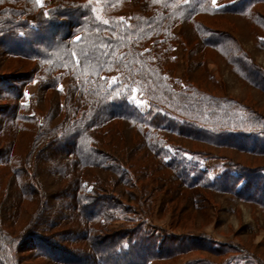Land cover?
<instances>
[{
  "label": "trees",
  "instance_id": "trees-1",
  "mask_svg": "<svg viewBox=\"0 0 264 264\" xmlns=\"http://www.w3.org/2000/svg\"><path fill=\"white\" fill-rule=\"evenodd\" d=\"M54 1L55 5L46 10L49 15L45 16L46 11L33 0H0V51L11 59L0 63V103H5V109L0 112L2 139L6 135H20L29 122H36L29 120L21 104L28 84L37 80L42 92L53 91L63 96V100L56 102L55 112L46 113L40 125L34 124L36 132L23 159L17 158L13 139L7 150L0 152L1 167H17L26 176L31 175L28 172L31 169V176L37 177L34 171L40 159L46 157L45 163L53 161L51 157L58 159L52 165L57 171L63 168L60 175L63 180L71 179L67 187L71 188L74 204L85 199L80 185L85 182L86 170L113 175L115 181L98 176L92 187L87 186L88 209L91 205L88 200L95 197V189L110 190L114 196L117 193L114 189L121 186L135 187L138 173L148 178V175L167 172L172 182L181 181L179 185L183 187L190 178L189 172L186 168L177 171L176 154L180 149L191 155L204 151L192 152L188 144L264 156V140L252 139L248 135L250 130L244 132L248 126L259 130L264 117L255 112L249 114L248 106L231 97L202 89L198 78L182 79L184 86L177 90L169 82L174 74L170 69L173 46L187 40L195 42L194 57L204 59L208 51L227 57L243 83L264 93V86L260 84L264 82V73L233 36L206 24L207 20L223 15L252 18L250 8L264 5V0H223L218 7L211 5L212 0ZM123 6L130 7L129 19L115 16ZM261 17L256 15L254 25L264 31V25L256 22ZM76 36L81 39L75 40ZM260 45L264 50V39ZM15 60L22 63L9 70L7 66ZM25 65L30 66L25 68ZM208 80L213 82L211 77ZM63 81L65 92L59 87ZM134 94L148 102L145 114L129 102ZM123 128L132 135L127 138ZM260 133L263 136V126ZM241 139L253 143L252 146ZM136 154L141 156L137 159ZM155 179L161 180L159 176ZM187 183L185 188L191 190L198 182L192 179ZM35 187L22 194V201L33 203L34 196L43 194ZM247 198L253 202L258 200L253 195ZM97 202L96 199L95 206ZM118 203L110 202L108 211L117 210ZM97 219H107V216L90 211L88 223L95 224ZM67 222L73 224L72 220ZM37 233L30 230V239H21L19 245L26 250L40 251V257L55 264H88L84 255L71 254L51 241L50 236ZM110 235L105 234L102 244ZM141 239L143 243L155 242L147 234ZM197 245L196 250H203L201 243Z\"/></svg>",
  "mask_w": 264,
  "mask_h": 264
},
{
  "label": "rangeland",
  "instance_id": "rangeland-1",
  "mask_svg": "<svg viewBox=\"0 0 264 264\" xmlns=\"http://www.w3.org/2000/svg\"><path fill=\"white\" fill-rule=\"evenodd\" d=\"M223 2L216 0L213 4L211 1V5L218 7ZM55 3L54 0H44V6L40 8L46 11ZM129 9L123 6L115 16L129 19ZM250 9L252 18L247 15H223L212 21L205 18L207 22L204 21L209 27L233 36L263 74L264 50L260 42L264 39V31L254 25V19L257 14L264 17V5ZM261 18L256 22L264 25ZM29 21L36 26L32 18ZM185 32L189 33L186 29ZM195 46V42L187 40L174 44V59L170 65L174 73L169 80L171 86L177 90L184 86L182 79L190 81L198 78V85L202 89L218 96L231 97L248 106L249 114L255 112L259 117H264V93L243 83L228 64L227 57L213 51H208L201 60L194 57ZM191 59L193 62L189 63ZM5 60L11 59L0 51V63ZM21 63L15 60L7 67L13 70ZM25 66L28 68L30 65ZM209 77L213 82H209ZM260 84L264 86V82ZM39 86L37 80L28 84L21 103L24 114L30 121L34 119L37 125L44 121L46 113L55 112L57 101L63 100V96L53 91L42 92ZM59 87L65 92V81ZM129 102L142 114L149 108L148 102L136 94ZM4 104L0 103V112L5 109ZM249 114L246 112L249 118H253ZM35 123L29 122L30 125H26L20 135H6L3 139L0 136V152H5L14 139L12 147L19 155L16 156L23 159L29 151L36 130ZM262 126L264 122H261ZM261 127L258 130L248 126L244 132L250 130L248 135L252 139L264 140ZM123 132L127 138L132 135L124 128ZM241 142L249 146L253 144L245 139H241ZM188 146L192 152L204 150L191 155L180 149L176 154L179 160L176 163L177 171L186 168L191 178L187 181L195 179L198 182L191 186V190L185 188L189 185L187 181L183 184L184 188L179 185L181 181L172 182L173 178L167 172L155 173L153 177L148 175V178L138 173L135 175L136 186L114 189L117 195L113 196L110 190L100 192L95 189V197L88 200L91 202L88 209L87 186L92 187L98 176L115 181L113 175L101 170H86L85 182L80 185L85 199L76 200L74 204L71 188L67 187L71 179L63 180L60 176L63 175V168L57 171L52 165L58 159L51 157L53 161L48 163L44 162L46 157L40 159L34 171L37 177L31 176V169L28 171L31 175L26 176L17 167L10 169L0 166V264H55L40 257V251L26 250L19 245L21 239H30V230L50 236L51 241L71 254L84 255L88 264H264V156L230 149H205L197 144ZM141 155L135 156L138 159ZM154 169H157L155 165ZM158 176L160 182L155 179ZM35 185L43 194L33 197L34 204L22 201V194L32 190ZM248 195L258 200L253 202L247 198ZM96 199L99 204L95 206ZM110 202L118 203L120 207L108 211ZM90 211L105 214L109 220L97 219L95 224H89L87 216ZM67 220H72L73 224ZM105 234H111V238L102 244ZM143 234L154 238L155 242L143 243ZM84 235H87L85 239ZM200 243L203 250H196Z\"/></svg>",
  "mask_w": 264,
  "mask_h": 264
},
{
  "label": "snow or ice",
  "instance_id": "snow-or-ice-1",
  "mask_svg": "<svg viewBox=\"0 0 264 264\" xmlns=\"http://www.w3.org/2000/svg\"><path fill=\"white\" fill-rule=\"evenodd\" d=\"M33 2L39 7H43L44 6V0H33ZM212 2H213V4H215L216 0H212ZM43 15L48 16L49 13L46 11V12L43 13ZM121 19H123V18H121ZM104 22L107 23L108 21H104ZM74 39L79 41L81 39V37L80 36H76V37H74ZM73 55H74V53H73ZM113 79H115V78H113ZM61 88H62V86H61Z\"/></svg>",
  "mask_w": 264,
  "mask_h": 264
}]
</instances>
